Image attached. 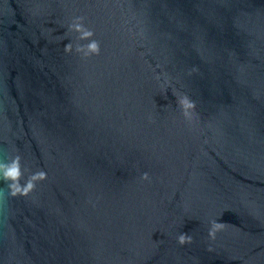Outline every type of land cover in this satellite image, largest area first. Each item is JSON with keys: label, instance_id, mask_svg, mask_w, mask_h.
<instances>
[{"label": "water", "instance_id": "95a60500", "mask_svg": "<svg viewBox=\"0 0 264 264\" xmlns=\"http://www.w3.org/2000/svg\"><path fill=\"white\" fill-rule=\"evenodd\" d=\"M75 16L99 55L64 52ZM16 154L47 179H0V264H264V0H0Z\"/></svg>", "mask_w": 264, "mask_h": 264}, {"label": "clouds", "instance_id": "9594fccd", "mask_svg": "<svg viewBox=\"0 0 264 264\" xmlns=\"http://www.w3.org/2000/svg\"><path fill=\"white\" fill-rule=\"evenodd\" d=\"M85 17L75 16L71 23L67 25V32H75L78 34V40H87L88 43L75 45L73 47L72 42H68L64 45L65 53H72L75 50L76 53L81 54L82 58H88L92 55H99L100 53V42L96 39H92L95 35L94 31L88 28L84 23ZM143 55V53L141 54ZM157 80H160V75L156 76ZM170 81L168 80L167 74H164V82L161 84V88L166 90V85ZM173 95L176 97L177 106L181 110V115L189 122L196 118V103L187 94H182L173 89ZM149 120L152 117L149 116ZM27 169H22L21 156L16 154L14 156H8L6 159L0 158V179L4 180L7 185L8 193L11 197L17 196H28L33 192L37 186V183L47 179V172L43 169L37 170L30 173L27 179L22 183L25 172ZM141 180H150V176L147 172L141 174ZM226 227V223L219 222L218 220L210 221V227L208 229V236L214 240L216 234ZM193 237L188 233L181 232L177 236V242L180 245L189 244L192 242ZM211 250V249H210Z\"/></svg>", "mask_w": 264, "mask_h": 264}]
</instances>
